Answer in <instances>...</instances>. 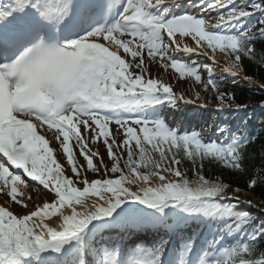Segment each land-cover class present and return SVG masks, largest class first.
Instances as JSON below:
<instances>
[{
    "label": "snow or ice",
    "instance_id": "snow-or-ice-1",
    "mask_svg": "<svg viewBox=\"0 0 264 264\" xmlns=\"http://www.w3.org/2000/svg\"><path fill=\"white\" fill-rule=\"evenodd\" d=\"M183 7L180 0L0 3V195L8 198L0 204V264H264V222L256 224L250 213L239 211V197L226 195L229 186L202 172L206 160L241 169L254 138L219 129L223 140L202 139L141 115L146 106L175 100L168 84L145 79V49L150 60H167L165 68L181 79L193 77L231 107L234 94L221 91L212 65L201 66L205 82L196 63L177 59V53L195 52L216 63L219 51L229 63L224 73L236 76L242 57L257 58L264 0H188L199 15ZM257 12L261 18L250 22ZM185 37L197 47H181ZM260 58L264 62V52ZM111 124L118 127L111 130ZM98 138L110 168L103 157L94 164L99 152L88 150V140ZM52 141L59 147H50ZM74 150L86 167L77 163ZM54 152L65 158L71 176ZM181 159L192 163L195 179L180 170ZM86 172L98 178L89 181ZM255 186V180L248 182V188ZM30 187L37 200L41 192L54 198L26 213L10 210L13 203L27 208ZM171 216L177 224L208 218L223 227L211 240L180 236L170 257V239L131 248L105 239L115 229L165 227Z\"/></svg>",
    "mask_w": 264,
    "mask_h": 264
},
{
    "label": "rangeland",
    "instance_id": "rangeland-1",
    "mask_svg": "<svg viewBox=\"0 0 264 264\" xmlns=\"http://www.w3.org/2000/svg\"><path fill=\"white\" fill-rule=\"evenodd\" d=\"M182 4H184V7L180 9V11H187L195 15H199V11L196 8L188 7V0H180ZM246 0H238V3L244 4ZM206 18V17H205ZM207 19V18H206ZM215 20H212L211 23H215ZM177 41L180 42V37H176ZM184 45H187L188 47L196 48V44L194 41L191 40L190 37H185L183 41L181 42V47ZM200 52L207 51L209 56H212L213 53L211 50H207L205 47H201L198 49ZM144 59H145V66L147 68V74L145 75V79L147 78H156L160 80L161 82L168 84L172 88V94L175 96V100L172 102H168L165 100L164 103L160 104V107H158V111L163 112L160 119H163L166 121V123L176 129L179 132H192L195 131L200 134L202 139H211V140H223L225 137L220 135L219 129H230L233 132L236 131L239 122L241 121L239 113H237L234 118L231 120V122L228 123V114L227 111L229 109H226L223 105H214L209 103L207 94L201 89V87L194 83L190 77H185L181 79L179 77V74L176 73L170 66L165 68L164 64H169L167 60H164L163 62L160 61L159 56L156 57V60H150V58L147 56V49L143 52ZM131 60V57H129ZM215 61L216 63H213L212 60H209L204 55H197L195 52L193 54H185V53H177V59L182 60L185 63L191 64L192 62H195L198 71L205 74L206 72L201 67L204 64H211L212 65V71L216 72H224L223 70L228 67V63L226 62L225 56L222 53H215ZM139 57L137 58V60ZM244 79V78H241ZM245 80V79H244ZM240 81V80H238ZM182 97V98H181ZM199 97V98H197ZM186 98L193 99L196 103L202 102L205 107L192 105L185 101ZM186 117V123L188 124L185 128H181L183 118ZM149 118V117H148ZM151 119V118H149ZM194 123H192V121ZM200 122V123H199ZM231 123V124H230ZM111 130L116 129L117 125H110ZM151 126V125H150ZM122 134L120 137H118V141L122 140ZM88 150L90 151H97L99 152V155L94 159V164L99 165L101 163L100 157H103V163L107 164L109 168L111 167L112 161L108 158L107 150L105 145L102 142V138H98V140L94 143L90 139L88 140ZM74 141H70V144L74 145ZM134 146V141L132 142ZM58 144H56V148H58ZM91 147V148H90ZM120 151L117 150V154H120ZM74 156L78 164L85 165L86 162L83 160V158L79 155L78 150H74ZM126 157V152H124L123 159ZM58 161L65 166L66 174L71 176L72 173L70 169L66 165V160L64 157L60 156V159L58 158ZM103 172V169H102ZM84 175L87 176V179L90 181L92 179L98 178L95 173L92 172H86ZM109 178H113L112 174L108 173ZM170 178V177H169ZM155 181V180H154ZM158 182V181H156ZM77 187H83L82 184H76ZM4 196V195H2ZM40 196L48 198V201H51L54 196L53 195H47L45 192L40 193ZM230 196H236L235 194H231ZM8 199L6 196H4V201ZM39 198L37 200L36 196H32V199L27 202V208H24L22 212L15 211L13 207H11L10 210L15 213H26L28 209V206L35 207L36 205L40 204ZM246 202L245 200H242ZM14 204V203H13ZM29 204V205H28ZM141 207V206H140ZM20 208V206H19ZM175 219L174 216H171L169 218V225L170 221H173ZM260 222H263L259 219ZM205 218L203 220L197 219H186L182 220L181 223H183L184 226H188L189 228L195 227L196 229H199V233L194 237L193 234H191L193 239H196L197 237L200 238V240H203L205 237H207L209 240H211L212 236L211 233L216 232L217 228H222L223 225H218V223L215 224V222L208 219V222L205 223ZM259 222V223H260ZM231 223V221H229ZM173 230H166L164 232L159 233L158 238L150 240L148 243L143 245H151L154 241L159 240L161 237L165 240H171V244L168 245V256L170 257L175 251H176V245L178 238L180 237L178 233L174 234L173 237L171 236ZM175 231V230H174ZM178 231V230H177ZM181 231V230H180ZM183 231V230H182ZM189 232V231H188ZM133 235H126V240L130 238V236L137 237L138 235L135 233H132ZM117 238V236L115 237ZM113 238V239H115ZM112 239V240H113ZM176 239V240H175ZM117 244L119 242L118 239L114 240ZM129 243V242H128ZM120 245V244H119ZM135 246L134 243L128 244V247ZM171 251V252H170Z\"/></svg>",
    "mask_w": 264,
    "mask_h": 264
},
{
    "label": "trees",
    "instance_id": "trees-1",
    "mask_svg": "<svg viewBox=\"0 0 264 264\" xmlns=\"http://www.w3.org/2000/svg\"><path fill=\"white\" fill-rule=\"evenodd\" d=\"M260 18V14L257 12L250 22L254 23ZM255 49L257 58L248 59L242 57L241 70L236 76L212 71L214 76L220 81L221 91L234 94V101L231 107L243 106L241 107L243 108L242 110L230 112L232 116L236 112H239L241 116V121L236 131L245 132L249 137L254 138L250 140L246 147L242 168L239 170L224 168L215 162L210 163L206 160L203 162L202 172L208 179L215 180L220 178L223 183L227 184L229 187L226 195L230 196L233 193L238 196L241 201L238 210L250 213L256 224H259V219L264 222V87H262L264 86V62L260 58L261 52H264V38H259L255 41ZM226 62L228 63L227 59ZM200 74L202 80L206 82L207 73L203 74L200 72ZM240 77H246L248 80L242 79L239 83H236L235 81ZM190 78L196 83L193 77ZM196 84L200 85L201 89L207 94L209 103L221 105L215 99L217 95L215 92L205 90L200 83ZM224 106H227V101ZM163 147L167 149L168 146L165 144ZM172 151L175 152L176 150L173 149ZM153 155L154 158H158L159 154L154 153ZM178 158L181 157L178 156ZM124 159L121 160V167L124 165ZM195 167L197 169L200 168L199 161H197ZM179 168L187 172L189 180L196 178L190 161L181 159ZM165 175L167 174L165 173ZM250 180L256 181V186L252 189L248 188ZM236 189L240 191L237 192L235 191ZM242 200L247 203H243ZM225 203H228V201H225ZM231 203L235 204L236 201L232 200ZM260 247L264 248V242L260 243Z\"/></svg>",
    "mask_w": 264,
    "mask_h": 264
},
{
    "label": "bare ground",
    "instance_id": "bare-ground-1",
    "mask_svg": "<svg viewBox=\"0 0 264 264\" xmlns=\"http://www.w3.org/2000/svg\"><path fill=\"white\" fill-rule=\"evenodd\" d=\"M122 56H123V52H122V50H121V53H120ZM126 59H128V60H130V58L129 57H125ZM150 107H147V109H149ZM182 121V125H188L187 123H186V117L185 118H183V120H181ZM112 125V124H111ZM114 125V124H113ZM110 128H111V126H109ZM121 134H122V130H121ZM48 138L49 139H51V136H50V134H49V136H48ZM89 142V141H88ZM56 142L55 141H52L51 143H50V147H52V148H54V149H56ZM89 145V144H88ZM91 148V147H90ZM54 156H56V158L58 159H60V155H57V153H55L54 152ZM109 178V177H108ZM153 183H158V182H156V181H153ZM31 194L32 196H36V192L33 190V188H28L27 190H26V192H25V195H27V194ZM41 193H44V192H41ZM39 198H41V200H39V205H42L46 200L48 201V198H44V197H42V196H39ZM3 199H4V196H2V195H0V204H3ZM29 205V204H28ZM37 206V205H36ZM11 207H13L14 209H15V211H18L19 210V212H22L23 210H24V208H22V207H20L19 208V206H17V205H15V204H12L11 205ZM141 207H144V206H141ZM34 208L35 207H33V209H32V207H30V206H28V209L27 210H34ZM78 210H79V208H78ZM145 210H148V209H145ZM14 211V212H15ZM148 211H151V210H148ZM28 212V211H27ZM175 217V220H174V222H173V227H176V225H178L177 223H176V221H177V217L176 216H174ZM208 222V218L206 219V222L205 223H207ZM181 223V221L179 222V224ZM216 223H219L218 221L217 222H215V224ZM165 228L167 229V228H170V225L168 224L167 226H165ZM116 230V229H115ZM127 231L128 230H126V231H124V230H119L118 232H117V236H120V238L119 239H124V237H125V234L127 233ZM112 232V231H111ZM106 234H108V233H106ZM115 234H112V236H114ZM123 236V237H122ZM110 237H111V235H110ZM106 238H109V235H107L106 236ZM152 241V237H150V239H146V243L148 242V241ZM171 252V251H170Z\"/></svg>",
    "mask_w": 264,
    "mask_h": 264
}]
</instances>
